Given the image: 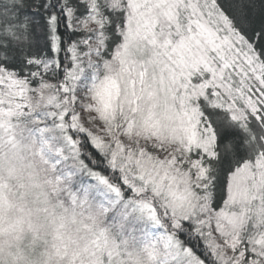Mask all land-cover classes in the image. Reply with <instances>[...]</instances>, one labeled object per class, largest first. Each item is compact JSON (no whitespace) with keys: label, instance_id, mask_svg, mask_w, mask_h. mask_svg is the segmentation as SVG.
I'll return each instance as SVG.
<instances>
[{"label":"snow or ice","instance_id":"snow-or-ice-1","mask_svg":"<svg viewBox=\"0 0 264 264\" xmlns=\"http://www.w3.org/2000/svg\"><path fill=\"white\" fill-rule=\"evenodd\" d=\"M38 112L161 229L107 264H264V0H0V141Z\"/></svg>","mask_w":264,"mask_h":264},{"label":"clouds","instance_id":"clouds-1","mask_svg":"<svg viewBox=\"0 0 264 264\" xmlns=\"http://www.w3.org/2000/svg\"><path fill=\"white\" fill-rule=\"evenodd\" d=\"M30 128L20 122L14 139L0 141V264H103L112 246L99 213L57 198L47 146ZM130 252L126 264H148L141 247Z\"/></svg>","mask_w":264,"mask_h":264},{"label":"trees","instance_id":"trees-1","mask_svg":"<svg viewBox=\"0 0 264 264\" xmlns=\"http://www.w3.org/2000/svg\"><path fill=\"white\" fill-rule=\"evenodd\" d=\"M35 86V85H34ZM73 136L75 139V135L73 133L67 132V136L69 137ZM83 139V137H81ZM69 139L64 137H57L53 139L51 143L50 152L54 155L57 152V149H60L59 157L62 161L59 164V172L62 173L60 176L63 181H65L66 184L69 183V186L71 189H77V198L75 200L74 206L79 205L80 202L84 201V206L82 208L85 209H93L97 213L101 212L100 217L102 219L103 228L105 230H110L112 232H118L122 230V235H118L117 237L123 238V236L127 235H134L137 239L138 236H140L139 231L137 232L136 229L132 228V225L129 223H125L121 217V211L122 208L120 207L117 209V211L109 217V220L106 218V216L99 207L101 202H105L107 200H110V194L108 193L107 189L104 185L100 183V181L91 174V168H84L81 167L76 160V158L73 155L72 148L69 146ZM88 151H91V148L89 147L87 149ZM87 162V159H86ZM91 166V165H90ZM96 171L100 172L101 174L107 176L108 173L103 168H96ZM65 174V175H64ZM61 191H59L60 194ZM84 196L87 197V199L84 198ZM94 201V202H93ZM67 198L65 201L66 205H69L67 203ZM116 235V233H115Z\"/></svg>","mask_w":264,"mask_h":264},{"label":"rangeland","instance_id":"rangeland-1","mask_svg":"<svg viewBox=\"0 0 264 264\" xmlns=\"http://www.w3.org/2000/svg\"><path fill=\"white\" fill-rule=\"evenodd\" d=\"M26 121L28 124H30L31 132L33 135L37 136L43 144L47 146L48 155L50 157V166L54 172L55 179L57 183L60 185V194L57 197L59 200L63 201L65 203L67 198V203L69 205H73L75 203V200L77 198V189H71L69 186V183L66 184L65 181L61 179L62 173L59 172V164L62 161L59 157L60 149H57L56 154H52L50 152L51 143L53 139L57 137H65L67 136V131L64 129H61L58 124L50 117H47L44 113L38 112L34 116L27 117L23 119L21 122ZM69 146L72 148V145L70 142L68 143ZM65 175V174H64ZM111 197V196H110ZM85 199H87L86 196H84ZM111 199V198H110ZM109 200L101 202L102 204H106ZM94 202V201H93ZM84 201L80 202V206H84ZM122 211L120 214L121 219L126 223H129L132 225V228L136 229L137 232L139 231L140 236L137 238L138 243H149L153 240H157L162 235L161 229L158 226H154L150 220L143 217L138 211H135L131 208H129L127 205H124L121 207ZM99 213V212H98ZM101 214V212H100ZM99 214V215H100ZM104 214V213H102ZM105 232H107V236H105ZM116 232H112L110 230L102 229L101 236L104 238L105 243L109 241V238L115 235ZM118 239L119 237L116 236ZM108 260V253H106L103 257V264H107Z\"/></svg>","mask_w":264,"mask_h":264}]
</instances>
